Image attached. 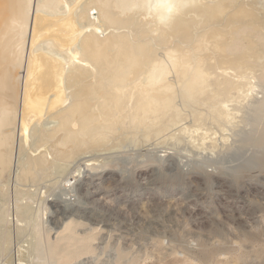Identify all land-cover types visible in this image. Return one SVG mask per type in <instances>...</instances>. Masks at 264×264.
I'll return each mask as SVG.
<instances>
[{
  "label": "rangeland",
  "instance_id": "rangeland-1",
  "mask_svg": "<svg viewBox=\"0 0 264 264\" xmlns=\"http://www.w3.org/2000/svg\"><path fill=\"white\" fill-rule=\"evenodd\" d=\"M36 1L38 0H26L27 3L30 2L32 5L27 6L30 3L27 5L25 3L27 8H30H26V18L28 20L26 18L25 20L27 21V26H25L24 21L26 28L23 26L25 29H22L19 43L22 44L21 39H23V51H26L25 49L30 43L29 47L35 45V49L46 48L50 43L47 49H52L53 51L51 50V52L55 51L56 53L58 51V54H55V52L51 54L59 62H65L64 64L66 65L70 59L69 54H71L70 51L72 50L70 49L67 53V51H64L60 47L61 45H55L56 40L52 36L53 39L50 37L52 40L48 38L49 36L47 37L49 39L48 42V39H42L45 30L42 31L40 28L33 29L35 25L34 22L31 24L30 20L32 19V14L35 13L34 16H44L41 13L32 12L36 11L35 7L39 3L37 2L36 5ZM65 1L68 2L64 5L69 6L66 4H69L70 1ZM211 2L214 4V0ZM54 3L56 5L58 1ZM250 3L252 4L250 0H215L216 5L221 4L229 10L219 15L215 20L207 22V26L215 30L219 27L216 31L219 29V34L225 33L226 29L236 27L239 23L238 20L228 19L229 14L233 12L231 10H234L238 4H244L248 8L250 7ZM125 4H127L128 8L135 7L132 0H129ZM33 5L34 7H32ZM78 9L81 10L82 8ZM136 13L141 15L140 10H137ZM254 13L252 17L246 18V23L243 20L241 24H251L253 21L254 24L260 25L257 19L262 22L264 15L261 12ZM95 14L96 11L92 10L90 12L91 18H94ZM248 20L249 22H247ZM142 21L143 26L138 23V26L122 24L119 26L120 28H110L107 32L110 31L113 35L119 36L123 34L122 39L124 38L125 42L129 44L133 43L135 47H139L138 51L140 50L144 55L148 54L145 55V59L148 57L156 59L160 62L159 65H161L163 71H169L164 83L172 86V92L170 93L171 107L170 111L163 116L161 122L155 127L157 131L159 128L160 133L158 135L155 134L154 137L152 135L147 140L144 135L150 133L149 130L139 129L133 131V133L137 132V135L135 134L136 138L131 136V130H127V132H131L127 134L122 131L123 135L121 131H118L116 134L117 138L113 137L115 139L112 141L110 138V140L106 141L105 146L102 144L99 147L96 146L97 148H90L87 151L83 150L78 154L79 156L76 155L77 158L75 156L74 160L70 158L66 162H64V157L69 154V150L61 149V152L57 148L52 147L55 145V141H51V143L48 141L46 144H42L45 141V137L43 136L45 131L48 132V129L51 130L53 126L55 127L58 124L57 120H52L48 117L50 113H46L47 116H45L48 119H42L41 124L39 122L34 124L37 131L33 128V125L31 126L32 130L35 131H28V137L33 133L34 136L30 135V138L38 139V141L36 140L37 142L33 138V140L28 138L27 142L30 141V145L28 144L29 142L21 145L24 141H21L20 134L17 135L18 137L15 136V139H21L19 141L14 140V144L17 142L15 146L13 145L10 155L14 157L12 159L10 157L8 167L0 172V261L13 260V251L16 248L23 249L26 246L27 248L25 247L24 250L28 249L31 251L29 257L32 262L51 264L53 259L50 256L47 255V258L44 256L42 259L38 256L35 244L38 237H40V244L43 246L46 245L44 243H46L47 237L48 239L50 238L49 240L55 239L54 232L56 231V226L63 224L69 218L73 222L69 219L67 221L74 224L71 227L74 228L73 233L77 240H85L84 242L88 243L87 245L90 244L89 247L91 246V248L81 251L82 253L79 252V255H76L73 259L61 264H189L191 261L193 264H264V140L258 139L264 129V122H261V124L263 123V127L261 124L255 125V127L252 122L250 124L248 109L244 108L245 106L247 107V100H244L243 103L241 102V105H235V107L240 106L242 109L241 113L237 114L238 120L243 119H241V123L236 119L238 125H236V122L233 124L219 122V120H215L217 122H214L208 118L207 108H197L198 105L196 106L193 103L192 93L188 92L185 88L186 79L193 75L192 65L184 68L185 70L181 69V72L175 73L171 69V61L168 58L169 47L164 42L165 33L160 31L161 29L154 23L145 22V19ZM259 29L262 30L263 27L260 26ZM221 35H218V38H221ZM41 41L44 45L41 44ZM137 41L139 43H136ZM46 42L47 44L45 45ZM37 43L41 44L42 47L38 45L40 46L39 48ZM21 44L19 46L20 49ZM183 45L190 48V45ZM20 49L19 52L23 55ZM244 50L241 53V57H244V59L254 54L252 49H246L248 53ZM21 53L18 54L21 55ZM60 53H63L62 57L66 58L65 60L63 58L60 59ZM257 55L254 54V56ZM194 57L195 55L193 54L191 59H194ZM149 63L145 60L138 71L139 74H142L139 80L141 84L143 82V85L147 82L145 73L150 68ZM21 70L23 71V69ZM20 72L19 74L22 75ZM127 75L130 79L132 78L131 74ZM94 77H96L94 74L93 76H89L80 82L81 85L80 83L76 84L75 88H87L92 85L91 83L95 82ZM91 79H94L93 82ZM105 80L100 78V88L94 92L90 91L87 95L89 109L94 107L100 96L108 95L107 90L110 87L111 81L107 79L105 82ZM67 92L69 93L70 90ZM258 96L260 97V94ZM68 99L70 100L69 96ZM13 105L15 104L13 103ZM199 109H202L201 111H204L203 115L205 113L206 116L204 115V119H201L202 121L198 120L197 123L193 124L191 113L193 111L196 113L198 111L199 113ZM177 113H181L184 118H187L183 120L177 119ZM243 113L245 117H243ZM175 121L178 122L175 123ZM187 121H191L189 123L193 128H189L190 124ZM161 124L165 127H160ZM39 128L40 130L38 131ZM253 128H255V134L257 135L253 134L255 136H252L256 141L249 139V133L252 132L251 129L254 130ZM217 130L219 132H216ZM41 132H43V135ZM36 134L38 135L36 136ZM195 134L197 139L195 138ZM220 134L221 137H228V141L225 144L220 140ZM209 135L214 138L215 143H211L208 139H201L203 136ZM40 140L43 141L41 142ZM199 140L201 144L198 142ZM219 141H221V144ZM41 144L43 145V149L49 147L48 150L44 149L46 155H48L47 158L50 156L48 160L53 159L55 156H58L60 160L57 161L58 163H53L54 165L50 164L51 168L46 170L47 173L45 171L42 172L43 174L41 173L42 175L38 173L34 180L23 177L22 163L30 158L32 146L35 145L34 147L37 148ZM210 144H212V147H210ZM44 145H47V147ZM216 145L219 149L214 148ZM221 145L226 150L220 147ZM162 150L166 151L168 155L164 158H159L163 154ZM88 160L92 161V166L95 169L89 174H85L82 172V166ZM11 161L14 162L11 163ZM78 168L80 172L77 173V177L70 181V185L73 184L71 186L72 191L67 194L63 189V184L66 183L65 181H67L68 177L70 179L76 173ZM39 178L41 181L38 180ZM64 198L69 199L71 203L70 209L68 208L66 214L62 211L63 206H65L64 204L56 210L51 208L47 203L48 199L62 200ZM34 224L38 226L37 228L41 229H38L40 230L38 231L39 234L42 232L41 236L38 233H36L37 236L39 235L38 237L33 234L37 232ZM28 245H30V248ZM9 246L10 250H8ZM4 261L2 262L4 263ZM2 262L0 263L2 264Z\"/></svg>",
  "mask_w": 264,
  "mask_h": 264
},
{
  "label": "bare ground",
  "instance_id": "bare-ground-1",
  "mask_svg": "<svg viewBox=\"0 0 264 264\" xmlns=\"http://www.w3.org/2000/svg\"><path fill=\"white\" fill-rule=\"evenodd\" d=\"M56 1H58V3L54 5V2ZM69 1L70 3L66 4L69 6H65L64 4L68 2L65 0H38L36 1V5L37 2H42V4L39 5L38 3L35 7L36 11L32 12H38L44 16H41L40 14V16H34V13L32 14V19H30L31 24L34 22L35 25H33L35 27L33 29L40 28L42 31L45 30L42 39H51L53 37L54 40H56V44L54 42L55 45H61L60 47H62L64 51H67V53L70 49L72 50L70 51L71 54H69L70 59L68 60V63L66 61L67 64L65 65V62H59L57 58L53 57L51 53H54L55 51L51 52L52 49H47L50 43L46 48L42 49L38 46L42 44V41L41 44L37 43V46L40 49H35L34 44V46L29 47L31 45L30 43L29 45L27 44L28 46L26 45V51H23L22 44L24 45V42L23 39H21L22 44L19 43L20 36L22 29H25V26H27V9L30 8H27V6H31L32 4L30 2L27 3L26 0H0V172L4 171L10 163L12 148L17 142L16 141L14 144V140H18L15 139V136L18 137L17 135L20 134V137L22 138H20L21 141H24L23 144L20 143L21 145L27 144L28 142L30 145V141L27 142V140L30 138V135H33V133L28 137V131L33 128L36 129V127H34L36 122L40 123L42 122V119H48L46 113H50L48 114V117L52 120H57L58 124L57 126L55 125V127L53 126L51 130L48 129V132L45 131L44 135V130L39 126L43 131L41 132L42 135L45 137V139L42 137L45 140H42V144H46L48 141L50 143L51 141H55V145L52 147L57 148L61 152L62 150H69V154L64 157V162L68 161L70 158H75V156L83 150L87 151V149L95 148L96 146L99 147V145L101 146L102 144L105 146L107 140H110V138L111 141L115 139L113 137H116L118 131H123L127 134L131 133L127 132V130H131V136L136 138L135 134L137 135V132L133 133V131L139 129L149 130L150 133L144 135L147 140L152 137V135L154 137L155 134L158 135L160 133L159 128L157 131L155 127L161 122L163 116L170 111L171 107L170 93L172 92V86L164 83L169 71H163L161 65H159L160 62L156 59H151L149 57L145 59V55L148 54L144 55L140 50L138 51L137 49L139 47H135L133 43L129 44L128 42H125V40H123L124 38L122 39L123 34L119 36L113 35L110 31L107 32L110 28H120L119 26L122 24L136 26L138 23L143 26V19H145V22L154 23L161 29L160 31L165 33L164 42L166 43L165 45L169 47L167 54L171 61V69L175 73L192 65L193 75L191 77L188 76L189 78L186 79L185 88L188 92L192 93L193 103L196 104V106L198 105L197 108H207L208 118L214 122L219 120V122L222 121L233 124L236 122L237 114H240V111L242 110L240 106L235 107V105H241V102L243 103L244 100H247V107L245 106L244 108L248 109L247 112H249L248 114L250 117L248 120H250V124L253 123L255 127V125L264 122V18L262 19V22L257 19L260 25L254 24L253 21L251 24H241L243 20L245 22L247 17H252L254 12H261L264 15V0H250L252 1V4L250 3V7L248 8H246L244 4H238L236 7L233 5L235 8L234 10H231L233 12L229 14L228 19H235V21L238 20L239 23L236 27L229 28L228 30L226 29L225 33H221L222 35L219 34V29L216 31L219 27L216 28V26H214L216 28L215 30L214 28L207 26V22L215 20L219 15H222L229 10L221 4L216 5L215 0L214 4L211 2L212 0H132L135 5L133 8H128L127 4H125L129 0ZM25 3L26 5L30 3V5L26 6ZM32 7H34V5ZM78 8L82 9L79 10ZM91 9L96 11V16L94 18H91L92 16L90 15V12H92ZM137 10L141 11V15L136 13ZM133 11L135 12L133 13ZM28 13L30 12L28 11ZM24 21L26 24L25 26ZM247 22H249V20ZM23 26L25 28H23ZM260 26L263 27L262 30L259 29ZM41 30L40 32H42ZM33 31L35 32V30ZM136 31L138 32V30ZM40 32L38 31L39 34ZM126 34L129 35L128 33ZM218 35H221L222 37L218 38ZM136 43L139 42L137 41ZM20 44L21 49L19 48ZM181 44L190 45V48L184 47V45L182 46ZM248 48L252 49L254 54L258 55L254 56L252 53L253 55L250 57H247L246 59H244V57L242 58V50H248ZM19 49L20 51L22 50L23 55L19 52ZM18 53H21V55ZM55 54H58V51L57 53L55 52ZM62 54L60 55V59L63 58ZM193 54L195 57L194 59H191ZM20 59L22 60L20 61ZM63 59L65 60L66 58ZM18 60L19 62H17ZM145 60L150 62V68L145 73L147 82L145 81L146 84L143 85V82L141 84L139 80L142 74H139L138 71ZM21 69H23V71ZM19 72L22 73V75H20ZM93 74L98 79L97 80L96 77H94L95 80L91 79L92 82L93 80L95 81L93 82L94 84L91 83L92 85L88 87L86 86L87 88H75L76 84L84 81L91 75L93 76ZM127 74H131L132 78L130 79ZM100 78L106 80L110 79L111 81V84L109 85L110 87H108L109 89L107 90L108 95L100 96L94 107L89 109L90 107L87 105V95L90 91L94 92L100 88ZM69 90L70 92L68 93L67 91ZM259 94L260 97L258 96ZM68 96L70 97V100L68 99ZM13 103L15 105H13ZM201 110L199 109L201 113H198V111L197 113L195 111L191 113L193 116V124L197 123L198 120L204 119V115L206 116L205 113L203 115L204 111ZM244 113L243 117H245ZM186 116L188 115L186 114ZM176 117L180 120L187 118H184L181 113H177ZM173 119L175 120V118ZM241 119H237L240 121L239 123L242 122ZM238 121L236 122V125H238ZM177 122L175 121V123ZM189 122L187 121V123ZM262 124L261 126L263 127L264 124ZM32 125L33 128L31 127ZM245 125L249 126L248 124ZM160 127L165 126H162L161 124ZM189 128H193L191 127V124ZM180 129L182 130V128ZM253 129L254 130L251 129L252 132L249 133V139L256 141L253 136L257 134H255V128ZM216 132L219 131L217 130ZM37 135L38 134H36V136ZM118 137H120V135H118ZM32 138H30V140ZM33 139L35 140V138ZM201 139H208L211 143H215L214 138L210 135L203 136ZM258 139L264 140V129ZM36 140L38 141V139ZM220 140L225 144L228 141V137L222 136ZM198 142H200V140ZM219 142L221 144V141ZM260 143L262 142L260 141ZM42 144L37 148L34 147L35 145L32 146L34 150L31 148L32 152H30V158L22 163L23 166L21 169L23 177L34 180L38 173L41 174L43 171L47 173L46 170L51 168L50 164L55 162L58 163L57 161L60 160L58 156L48 160L50 156L47 158L48 155H46L44 151L45 148L43 149ZM45 147H47V145ZM210 147H212V144H210ZM220 147H222V145ZM48 148L49 147L45 150H48ZM214 148H218L217 145ZM222 148L225 147L223 146ZM167 155L168 153L163 151V154H161L159 158H164ZM13 162L11 161V163ZM92 165V161H85L82 166V172L89 174L95 169ZM79 172L80 169L78 168L76 173H74L70 179L68 177V179H66L67 181H65L66 183L63 184V189L67 194L72 191L71 186L73 184L70 185V181L75 179ZM40 178L38 180H40ZM74 183L76 182L74 181ZM69 201L70 200L67 198L62 200L48 199L47 203L51 208L56 210L64 204L65 206H63L62 211L66 214L71 204ZM68 219H66V222L63 224L56 226V231L54 232L55 239L49 240L50 238L48 239L47 237V241L44 243L46 244L45 246L40 244V237H38L42 232L40 234L38 233L41 229L37 228L38 226L35 224H38L39 222L34 224L37 232L33 234H35V236H37L36 233L39 234L37 236L38 239L35 244L36 246H34L41 259L48 255L53 259L52 261L48 258L52 261L51 264H61L62 262L70 261L76 255H79V252L91 248V246L89 247L90 244L87 245L88 243L84 242L85 240H77L73 233L74 228L71 227V225L73 226L74 224L71 222L70 224L67 221ZM8 244L10 245V243ZM25 247L26 246H24V248ZM28 247L30 248V245H28ZM6 248L8 247L6 246ZM24 248H16L13 251V260L7 259L5 260L6 262L2 260L4 263L2 261L0 262H2V264H38L31 261L29 257L31 251L28 249L24 250ZM8 250H10V246ZM30 256L32 257V255ZM189 264H193L192 261Z\"/></svg>",
  "mask_w": 264,
  "mask_h": 264
}]
</instances>
